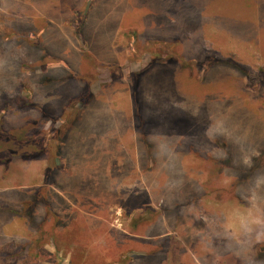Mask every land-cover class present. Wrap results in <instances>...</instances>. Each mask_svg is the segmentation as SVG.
<instances>
[{
  "label": "rangeland",
  "instance_id": "obj_1",
  "mask_svg": "<svg viewBox=\"0 0 264 264\" xmlns=\"http://www.w3.org/2000/svg\"><path fill=\"white\" fill-rule=\"evenodd\" d=\"M146 2L0 0V248L28 264L264 263V0H162L170 44L97 34Z\"/></svg>",
  "mask_w": 264,
  "mask_h": 264
},
{
  "label": "crops",
  "instance_id": "obj_2",
  "mask_svg": "<svg viewBox=\"0 0 264 264\" xmlns=\"http://www.w3.org/2000/svg\"><path fill=\"white\" fill-rule=\"evenodd\" d=\"M145 0H143L144 2ZM146 6L141 9L139 11V7H137V4L135 5L136 10L134 7V5H130L131 8L130 10L133 11H145L146 14V19L145 16L142 17L143 15L140 16H136L134 18V20H128L127 24H123V19H122V15L121 13L119 14V19L116 20V17L113 16V18L111 19H106L104 17V20H102V22H100L99 27H103V30H98L97 34L101 35V36H106L108 34H113V36H115V33H119V32H123V28L125 29V31L127 30V32H130V35L133 34V37L137 36V37H144L143 39H140V41H144L146 43H151L152 45H154V42L160 43V44H164V43H169L170 42H175L173 39V35H170L168 31H170L169 29V24L170 22L168 20V17H170L172 10H168V7L162 2V0H156L157 1V8H151L149 7L151 4L150 2L152 0H146ZM258 1V0H257ZM177 5V3H176ZM252 6H248L249 7V11L253 14H261L263 13V8L262 6H260L259 2L257 3H253L251 4ZM133 6V7H132ZM170 8V7H169ZM173 13V12H172ZM250 13V14H251ZM109 15H107L108 17ZM139 17V18H138ZM260 21L257 20V24ZM174 22H172L173 24ZM124 31V32H125ZM257 35V37L259 39L256 38V41H258L257 44V50L259 52L264 51V34H254ZM202 37V38H201ZM201 39H199V37L197 36V38L194 36V38L191 40L194 43H198V42H207L209 44H213L214 46L211 48L214 50V52L216 51L217 54H219L222 58L224 59V64L227 66H235V67H239L241 68L233 59H234V53H233V49L231 51H228L227 47H223L222 44H218L220 42H218L219 40H216L215 38H212V33H204L201 35ZM188 38V37H187ZM136 41V38H134ZM103 40V38L99 39V41L101 42ZM138 41V39H137ZM190 41V42H191ZM114 39L109 40L107 39V41L105 42V44H109V43H113ZM188 42V40H187ZM108 47V46H107ZM156 56H154L155 58ZM157 58V57H156ZM212 59V57H211ZM215 59V58H214ZM213 60V59H212ZM222 61V60H220ZM180 69V67H179ZM181 70V69H180ZM182 71V70H181ZM214 152V151H213ZM215 153V152H214ZM256 251H258L259 249L261 250V246L260 245H255ZM264 249V248H262ZM263 262V261H262ZM197 264V263H195ZM245 264H250L249 261L245 262ZM258 264H261L258 261ZM264 264V263H263Z\"/></svg>",
  "mask_w": 264,
  "mask_h": 264
},
{
  "label": "trees",
  "instance_id": "obj_3",
  "mask_svg": "<svg viewBox=\"0 0 264 264\" xmlns=\"http://www.w3.org/2000/svg\"><path fill=\"white\" fill-rule=\"evenodd\" d=\"M25 211H28L26 209ZM23 247L15 242H8L2 245L0 248V264H28L29 254L27 252L23 253ZM142 259H151L154 262V250L147 253Z\"/></svg>",
  "mask_w": 264,
  "mask_h": 264
}]
</instances>
